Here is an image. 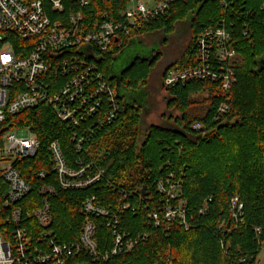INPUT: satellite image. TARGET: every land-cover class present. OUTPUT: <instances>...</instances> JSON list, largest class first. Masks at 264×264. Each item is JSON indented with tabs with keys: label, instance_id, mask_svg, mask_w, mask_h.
Here are the masks:
<instances>
[{
	"label": "trees",
	"instance_id": "obj_1",
	"mask_svg": "<svg viewBox=\"0 0 264 264\" xmlns=\"http://www.w3.org/2000/svg\"><path fill=\"white\" fill-rule=\"evenodd\" d=\"M80 7L67 5L64 15L81 12L88 31H93L105 15L114 22L130 0H87ZM229 1V0H228ZM228 8L215 0H187L174 3L169 11L146 24L140 32L114 43L107 52H97L91 61L97 65L120 101V115L78 151L69 130L47 106H39L9 116L2 127L32 128L41 141L34 159L20 164L22 177L33 186L23 202H41L37 190L42 185H57L52 172L49 145L59 142L68 164L80 168L93 162L105 170L104 179L85 190H58L50 199L54 228L63 241H75L86 221L84 202L92 196L96 205L109 210L125 201L122 192L141 195L146 202L119 213L120 226L136 238L147 235L135 248L95 264H257L264 242V0H231ZM233 6V7H232ZM222 20L231 29L232 44L239 60L233 63L235 83L228 95L222 81H193L161 90L167 95V111L172 116L165 125L146 126L143 117L148 107L141 100L129 102L121 89L148 91L161 54L151 60L138 58L121 76L111 80L114 63L135 40L148 37L164 39L176 34L182 25L184 35L173 43L176 59L171 69L188 68L196 63L197 40L207 28H216ZM121 41V39H120ZM18 41L15 49L20 54ZM202 94L204 99L194 96ZM228 104L230 111L221 116L219 108ZM177 113V114H175ZM174 114V115H173ZM200 124V130L194 129ZM248 150V151H247ZM247 154V155H246ZM46 171L45 179L37 177ZM182 183L180 201L185 203L188 229L176 220L161 228L149 224L148 214L157 211L163 218L168 197L158 192L160 180ZM239 197L244 205L238 220L233 218L232 200ZM23 204V203H22ZM97 224L100 250H109L113 235L107 219L93 217ZM259 230V231H257ZM68 264H90L87 256L72 258Z\"/></svg>",
	"mask_w": 264,
	"mask_h": 264
},
{
	"label": "built area",
	"instance_id": "obj_2",
	"mask_svg": "<svg viewBox=\"0 0 264 264\" xmlns=\"http://www.w3.org/2000/svg\"><path fill=\"white\" fill-rule=\"evenodd\" d=\"M187 0H130L121 13L122 20L114 22L105 15L93 31H88L81 12L64 15L67 5H88L87 0H0V264H68L75 257L87 256L90 264L107 262L112 257L132 251L147 238L127 233L120 226L119 213L133 209L129 199L137 204L146 202L141 195L122 192L125 201L112 210L96 205L92 196L83 205L86 221L75 241H63L53 224L50 199L58 190H85L100 183L105 170L93 162L80 168L71 167L59 142L49 145L52 172L57 185H42L37 192L40 204L23 202L33 192L21 175L20 164L36 158L41 141L32 128L2 127L7 118L39 106L49 107L58 120L72 130L77 150L96 133L115 122L120 115V101L116 90L106 80L91 56L107 52L116 42L140 32L146 24L166 14L176 2ZM219 1L228 8L231 0ZM132 8H129L130 5ZM232 6V7H233ZM234 23L222 20L218 27L207 28L197 40L196 63L188 68L171 69L163 79L168 90L193 81H222L228 95L235 83L233 63L239 60L232 44ZM121 39V41H120ZM18 41L19 54L15 49ZM230 111L228 104L219 108L221 116ZM200 130V124H194ZM85 152V151H84ZM46 171L37 177L45 179ZM172 176L158 183V192L168 197L163 218L157 211L148 214L149 224L161 228L176 220L188 229L185 203L179 200L182 183ZM23 203V204H22ZM233 218L243 214L239 197L232 200ZM134 210V209H133ZM93 217L107 219L106 226L113 235L109 250H100L97 224ZM259 231V230H257ZM264 242L261 244V253Z\"/></svg>",
	"mask_w": 264,
	"mask_h": 264
},
{
	"label": "rangeland",
	"instance_id": "obj_3",
	"mask_svg": "<svg viewBox=\"0 0 264 264\" xmlns=\"http://www.w3.org/2000/svg\"><path fill=\"white\" fill-rule=\"evenodd\" d=\"M144 2H149L151 5L154 4V0H143ZM131 4L129 8H132ZM182 25L178 26V34L174 38L175 41L179 40L183 35ZM160 38L148 37L141 40L133 41L125 51L119 56V59L114 63L113 73L118 77L123 70H125L136 58H153L157 54H161V57L157 63L156 70L153 72L150 86L149 94L147 90H142L140 92H130L125 89H121L122 94H126L131 100L137 99L143 102V105L147 108V114L143 117V123L146 126L150 125H165L164 119L166 117L172 116L167 111V95L161 90V75L163 74L165 68L172 63L176 57V49L173 43L163 44L159 41ZM125 90V91H123ZM205 95L198 94L194 96L193 99L201 100L204 99ZM177 114V113H175ZM174 115V114H173ZM248 151V150H247ZM247 155V154H246ZM257 264H264V250L260 253L257 258Z\"/></svg>",
	"mask_w": 264,
	"mask_h": 264
},
{
	"label": "flooded vegetation",
	"instance_id": "obj_4",
	"mask_svg": "<svg viewBox=\"0 0 264 264\" xmlns=\"http://www.w3.org/2000/svg\"><path fill=\"white\" fill-rule=\"evenodd\" d=\"M180 33H183L182 35H184V31L180 32ZM178 34V31L176 32V34H173V35H170V36H167L166 38L164 39H160L159 41L162 42L163 44H168L169 42L172 44L175 42L174 38L177 36ZM162 87H163V82L161 83ZM124 89V88H122ZM125 91V90H123ZM131 92V91H130ZM124 97L127 99V101L129 102H132V100L125 94ZM150 97V96H149ZM134 101V99H133Z\"/></svg>",
	"mask_w": 264,
	"mask_h": 264
},
{
	"label": "water",
	"instance_id": "obj_5",
	"mask_svg": "<svg viewBox=\"0 0 264 264\" xmlns=\"http://www.w3.org/2000/svg\"><path fill=\"white\" fill-rule=\"evenodd\" d=\"M90 58H92V56H91ZM155 58H156V56L153 57V58H141V59H143V60H148V59H149V60H151V62H152ZM136 59H138V58H136ZM136 59H135V60H136ZM135 60H133V62H132V63H131V64H130L125 70H123L122 73H121L119 76H121L125 71H127V70L133 65V63H134ZM116 61H117V60H116ZM119 76H118V77H119ZM118 77H116V76L113 74V75L111 76L110 79L113 80V79L118 78ZM117 81H118V89H119V92H120V91H121V86H120V83H119V78H118ZM132 101H133V99H132Z\"/></svg>",
	"mask_w": 264,
	"mask_h": 264
}]
</instances>
